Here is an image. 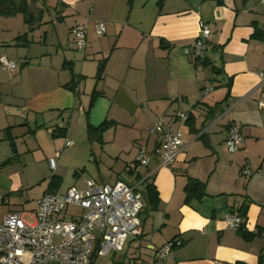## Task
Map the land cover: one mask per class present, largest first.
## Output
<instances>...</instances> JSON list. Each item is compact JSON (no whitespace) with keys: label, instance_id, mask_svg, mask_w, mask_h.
Listing matches in <instances>:
<instances>
[{"label":"crops","instance_id":"crops-1","mask_svg":"<svg viewBox=\"0 0 264 264\" xmlns=\"http://www.w3.org/2000/svg\"><path fill=\"white\" fill-rule=\"evenodd\" d=\"M26 5L32 20L21 11L0 16V58L17 64L13 71L0 64V195L9 199L0 219L58 193L68 170L71 183L62 193L84 190L87 180L136 188L143 201L140 234L125 247L133 241L145 246L152 264H264V109L258 107L264 99V0ZM201 21L211 31L208 67L185 54ZM97 23L106 26L102 37ZM83 25L84 53L70 33ZM104 122L109 127L101 137L90 138L88 128ZM233 124L244 143L230 153L225 141ZM174 132L184 145L175 162L162 167L156 150ZM140 148L150 156L147 166L137 162ZM57 158L52 170L49 162ZM83 158H125L124 168L112 183L95 180L73 163ZM191 179L205 184L206 197L186 203ZM146 181L158 192L152 206L143 197ZM229 215L242 218L241 230L227 227ZM173 240L181 245L166 262L156 261Z\"/></svg>","mask_w":264,"mask_h":264},{"label":"built area","instance_id":"built-area-1","mask_svg":"<svg viewBox=\"0 0 264 264\" xmlns=\"http://www.w3.org/2000/svg\"><path fill=\"white\" fill-rule=\"evenodd\" d=\"M199 37L185 49V54L194 61L204 60L211 37L209 26L199 23ZM96 35L102 37L107 29L104 23L95 25ZM71 36L79 52L87 47V25L73 28ZM1 67L8 71L17 64L6 57L0 58ZM264 82V73L259 75ZM212 88L205 90V95ZM264 109V99L258 102ZM182 120L188 117L180 116ZM244 143L240 126L229 127L225 141L228 152L235 153ZM184 145L180 132L165 135L156 150L162 167H170ZM71 142L66 140L65 147ZM150 161L145 148H140L137 162L147 166ZM55 169L54 160L49 162ZM245 176L251 172L245 170ZM9 204L7 196L0 195V207ZM76 209L78 211H70ZM143 210L141 194L123 182L97 184L87 180L84 190L70 188L65 193H46L37 200L34 213L11 212L0 219V264H95L99 256L122 252L127 240L140 234ZM28 218V220H26ZM228 228L239 231L242 218L229 215L225 218ZM58 238V241H55ZM177 247L181 241L176 240ZM172 244H168L156 255V261L166 262L172 255Z\"/></svg>","mask_w":264,"mask_h":264},{"label":"rangeland","instance_id":"rangeland-1","mask_svg":"<svg viewBox=\"0 0 264 264\" xmlns=\"http://www.w3.org/2000/svg\"><path fill=\"white\" fill-rule=\"evenodd\" d=\"M95 159V161H93ZM125 158H120V161L116 158H83L82 162H73L76 165H80L79 171H83L84 176L83 177H89L93 178L95 180L99 179H105V181L112 183L113 182V175H115L116 171H122L124 168V163L121 161ZM137 159V158H136ZM59 159H56V165L58 164ZM84 165V166H83ZM86 167V168H85ZM67 168V167H66ZM70 171V168H68ZM63 173L66 175V178L63 182V184L60 186V188L57 190L59 194L64 192L69 183H71V174L68 172V170H65ZM68 174V175H67ZM112 179V180H111ZM72 183H74L72 181ZM48 186H46L47 188ZM43 188L42 187H36L33 191V197L35 195H39ZM44 189V188H43ZM35 201V200H34ZM30 202L31 204L26 206L25 208H22V212H30L34 213V211L37 208V201L36 202ZM70 211H78L76 209H70ZM28 220V218H26ZM55 241H58V238H55ZM149 251L145 248V246H139V244L135 241L128 243L126 247L123 249L122 252L119 253H111L110 255L106 256H99L95 262V264H147L148 262L152 264V261L148 259L147 254ZM153 255V253H151ZM150 254V255H151Z\"/></svg>","mask_w":264,"mask_h":264},{"label":"trees","instance_id":"trees-1","mask_svg":"<svg viewBox=\"0 0 264 264\" xmlns=\"http://www.w3.org/2000/svg\"><path fill=\"white\" fill-rule=\"evenodd\" d=\"M20 1L22 3V8L20 11L26 13L28 16L32 12L30 11L29 7L26 5V0H20ZM9 2L10 0H0V16H11L17 12L16 10L10 8ZM195 62L197 64L203 65L204 67L209 66L208 62H206L205 59ZM188 121H190V118L188 119ZM108 127H109V123L106 122L102 123L98 127H89L88 128L89 137L99 139L102 133L106 131ZM50 193H53V191H51ZM185 193H186V203H189L193 199L200 201L204 197H206L205 184H203L198 180L191 179L185 187ZM143 197L144 200L148 203V205L152 206L153 204H156L158 202L159 200L158 192L153 183H148V181H146V186L143 191ZM245 238L248 239L250 237L248 235H245ZM169 244H172L173 247H177L176 240L171 241Z\"/></svg>","mask_w":264,"mask_h":264},{"label":"water","instance_id":"water-1","mask_svg":"<svg viewBox=\"0 0 264 264\" xmlns=\"http://www.w3.org/2000/svg\"><path fill=\"white\" fill-rule=\"evenodd\" d=\"M9 6L11 9H14L16 11H20L22 8V3L18 0H10ZM29 19L32 20V14L29 15Z\"/></svg>","mask_w":264,"mask_h":264}]
</instances>
